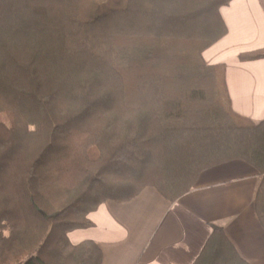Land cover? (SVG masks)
<instances>
[{"label":"trees","instance_id":"16d2710c","mask_svg":"<svg viewBox=\"0 0 264 264\" xmlns=\"http://www.w3.org/2000/svg\"><path fill=\"white\" fill-rule=\"evenodd\" d=\"M230 1L0 0V264H101L68 240L91 212L146 187L172 203L233 160L260 176L264 229V121L202 56ZM192 264L250 263L214 226Z\"/></svg>","mask_w":264,"mask_h":264},{"label":"crops","instance_id":"0c3cea01","mask_svg":"<svg viewBox=\"0 0 264 264\" xmlns=\"http://www.w3.org/2000/svg\"><path fill=\"white\" fill-rule=\"evenodd\" d=\"M227 34L203 54L222 66L232 111L264 121V59L239 54L264 49V0H231L220 9ZM258 172L241 160L200 173L194 187L169 202L146 187L126 202L108 200L88 215L92 225L68 233L70 243L93 241L101 264H192L214 226L250 264H264V229L254 210Z\"/></svg>","mask_w":264,"mask_h":264},{"label":"rangeland","instance_id":"374dc122","mask_svg":"<svg viewBox=\"0 0 264 264\" xmlns=\"http://www.w3.org/2000/svg\"><path fill=\"white\" fill-rule=\"evenodd\" d=\"M230 2H231V1H230ZM230 2H229V3H230ZM229 3H228V4H229ZM228 4H227V5H228ZM227 5H225V6H227ZM225 6H223V7H225ZM221 8H222V7H221ZM221 8H220V9H221ZM219 11H220V10H219ZM226 34H227V33H226ZM226 34H225L224 36H226ZM224 36L221 37L219 40H221L222 38H224ZM219 40H217L216 42H214V43H213L211 46H209L206 50H208L209 48H211V47H212L214 44H216ZM206 50H205V51H206ZM205 51H204V52H205ZM204 52H203V54H204ZM203 54H202V56H203ZM203 58H204V57H203ZM204 61H205L206 64H208V62H206L205 59H204ZM254 61H255V60H254ZM245 62H246V61H245ZM208 65H210V64H208ZM218 68L221 69V70H223V72H224V69L222 68V66H218Z\"/></svg>","mask_w":264,"mask_h":264}]
</instances>
